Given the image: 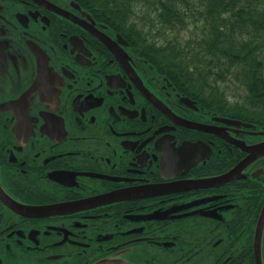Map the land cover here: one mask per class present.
<instances>
[{
    "label": "flooded vegetation",
    "instance_id": "flooded-vegetation-1",
    "mask_svg": "<svg viewBox=\"0 0 264 264\" xmlns=\"http://www.w3.org/2000/svg\"><path fill=\"white\" fill-rule=\"evenodd\" d=\"M167 48L0 0V264H264V61L216 94Z\"/></svg>",
    "mask_w": 264,
    "mask_h": 264
},
{
    "label": "trees",
    "instance_id": "trees-1",
    "mask_svg": "<svg viewBox=\"0 0 264 264\" xmlns=\"http://www.w3.org/2000/svg\"><path fill=\"white\" fill-rule=\"evenodd\" d=\"M93 1L97 11L115 20L137 24L135 17H141L139 35L152 45L167 46L161 50L166 61L180 63L186 78L216 94L224 91L219 82L248 76L246 63L254 62L249 65L252 76H262L257 62L264 61V0ZM184 28L197 33L185 41L166 34Z\"/></svg>",
    "mask_w": 264,
    "mask_h": 264
},
{
    "label": "rangeland",
    "instance_id": "rangeland-1",
    "mask_svg": "<svg viewBox=\"0 0 264 264\" xmlns=\"http://www.w3.org/2000/svg\"><path fill=\"white\" fill-rule=\"evenodd\" d=\"M135 18L137 20L138 27L140 28L143 25L142 18L139 17V16L138 17H135ZM196 33H197V31H193V30H190V29H187V28L179 29V30H171V29H169L166 32L167 36H172V37H175L176 36L181 41L187 40L191 35L196 34ZM261 57H264V52H263V54H262ZM218 84H219L220 87H225L224 86L225 83L219 82ZM228 84H229V82H228Z\"/></svg>",
    "mask_w": 264,
    "mask_h": 264
}]
</instances>
